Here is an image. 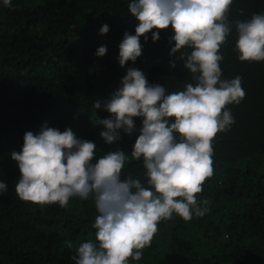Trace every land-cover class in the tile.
I'll list each match as a JSON object with an SVG mask.
<instances>
[{"label": "trees", "instance_id": "obj_1", "mask_svg": "<svg viewBox=\"0 0 264 264\" xmlns=\"http://www.w3.org/2000/svg\"><path fill=\"white\" fill-rule=\"evenodd\" d=\"M129 0H12L0 6V180L8 191L0 195V264H73L69 242L94 239L97 215L92 200L72 199L67 208L40 206L19 200V171L10 153L20 151L23 135L47 122L61 131L71 128L78 138L95 142L99 154L120 148L131 151L135 141L105 144L96 116L109 114L92 105L106 101L120 86L124 69L117 63L118 45L137 22L127 12ZM264 11V0H234L230 21ZM106 35H98L103 24ZM134 65L150 83L169 92L183 90L192 77L182 62L169 64L170 29L150 38ZM235 32L221 46L222 78L239 75L245 97L228 105L235 123L212 140L213 175L203 182L200 199L210 211L184 221L174 216L158 224L143 257L130 264H264V61H240ZM107 46L102 58L95 56ZM137 127L140 121L137 120ZM143 166L131 158L122 176L143 179Z\"/></svg>", "mask_w": 264, "mask_h": 264}, {"label": "clouds", "instance_id": "obj_2", "mask_svg": "<svg viewBox=\"0 0 264 264\" xmlns=\"http://www.w3.org/2000/svg\"><path fill=\"white\" fill-rule=\"evenodd\" d=\"M233 2L129 0L127 12L137 25L134 33L123 34L116 58L125 74L106 101L92 105L95 113L109 115L91 123L107 145L135 134L130 152L117 148L101 155L95 142L45 122L35 133L25 132L20 151L10 153L20 174L14 189L19 200L61 208L74 198L93 201L94 239L69 242L73 264L138 262L161 221L174 216L190 221L210 211V202L197 194L213 175L212 140L231 129L235 118L227 106L240 104L246 95L241 76L222 78L221 46L234 31L238 60L264 61V11L233 22L228 17ZM0 6L11 7L12 0H0ZM168 29L169 56L175 57L169 67L182 62L194 81L172 92L150 83L141 69L126 67L141 57L142 38L146 43L150 34L155 43ZM108 32L105 23L98 35ZM106 53L107 46H100L95 56ZM129 154L142 163L143 179L122 176ZM7 191L0 180V195Z\"/></svg>", "mask_w": 264, "mask_h": 264}]
</instances>
